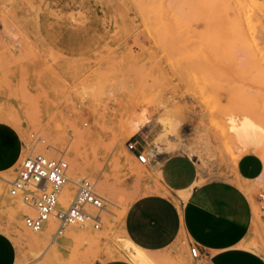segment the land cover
Returning <instances> with one entry per match:
<instances>
[{
    "label": "rangeland",
    "instance_id": "rangeland-1",
    "mask_svg": "<svg viewBox=\"0 0 264 264\" xmlns=\"http://www.w3.org/2000/svg\"><path fill=\"white\" fill-rule=\"evenodd\" d=\"M239 1L0 0V158L11 133L20 146L13 166L0 165V231L15 244V264L118 260L125 210L157 184L147 164L126 149L148 129L159 133L156 141L167 151L189 153L184 124L192 118L200 133L194 185L230 178L233 162L245 153L232 126L247 119L264 137V0ZM76 133L83 136L77 141L78 161L87 167L83 178L105 199L99 228L84 226L100 236L98 245L67 243L70 226L54 238V221L40 233L29 231L23 223L28 209L9 193L31 154L65 160L70 175ZM122 150L123 159L115 161ZM254 153L264 162L262 150ZM240 186L255 210L243 248L264 256V201L258 198L264 180ZM19 208L24 212L16 220L29 237L15 229ZM151 254L157 264H201L184 237Z\"/></svg>",
    "mask_w": 264,
    "mask_h": 264
},
{
    "label": "crops",
    "instance_id": "crops-1",
    "mask_svg": "<svg viewBox=\"0 0 264 264\" xmlns=\"http://www.w3.org/2000/svg\"><path fill=\"white\" fill-rule=\"evenodd\" d=\"M184 126L188 129L184 144L189 153L167 151L156 141L159 133L153 128L137 135L138 151L146 155L147 170L157 184L127 207L125 236L148 253L165 251L184 237L188 246H197L200 258L196 260L201 264H264V256L243 248L253 230L255 210L240 186L261 177L263 160L256 153L243 154L233 162L230 178L194 185L199 177L200 133L192 118ZM11 137L5 146L7 154L0 158L2 167L13 166L19 157V143L14 134ZM167 141L173 139L168 137ZM16 257L15 244L0 231V264H15ZM97 264L132 263L114 260Z\"/></svg>",
    "mask_w": 264,
    "mask_h": 264
},
{
    "label": "built area",
    "instance_id": "built-area-1",
    "mask_svg": "<svg viewBox=\"0 0 264 264\" xmlns=\"http://www.w3.org/2000/svg\"><path fill=\"white\" fill-rule=\"evenodd\" d=\"M37 142L44 143L41 139H37ZM126 149L140 164L147 163V157L138 151L136 141L129 140ZM68 171L65 160L50 158L43 153L28 155L20 163L16 177L9 182V193L13 197L20 196L22 204L29 211L23 219L26 229L40 233L51 220L56 224L54 238H58L69 226L91 225L99 228L105 199L97 192L92 180L83 178L77 182L69 205L59 208L62 193L70 182ZM258 198L263 203L264 194L260 193ZM189 254L194 260L200 258L195 245L189 246Z\"/></svg>",
    "mask_w": 264,
    "mask_h": 264
},
{
    "label": "bare ground",
    "instance_id": "bare-ground-1",
    "mask_svg": "<svg viewBox=\"0 0 264 264\" xmlns=\"http://www.w3.org/2000/svg\"><path fill=\"white\" fill-rule=\"evenodd\" d=\"M237 3L238 2H236V4ZM239 5H242V4L239 3ZM244 7H245V4H244ZM237 8H239V7H237ZM240 9H242V8H240ZM7 118H6V121H7ZM259 129L260 128L258 126H256L255 124H253L251 121H249L247 119L241 120L239 123H235L232 126V131H233V133H234V135H235V137H236L239 145L245 150V153L244 154L254 153V151H258V150H262L264 152V139H263L264 137L262 136L263 135V132H262L261 129H260L261 132H259ZM166 132L167 131L165 130V132L163 134H166ZM76 134L74 135L75 136V140L77 139L76 140V143L73 146V148L70 150V152H71L70 153L71 154L70 156H73V157L71 159H69V161H71V163H73V165L75 164V167H76V169L74 171H72L71 173H69L70 174L69 175V179H70V182L72 183L71 185H73V186L80 179H82L83 177H85L86 176V172H87V167L85 166V164L78 161L79 154L77 153V141L80 140V138L83 137V136H82V134L79 135L80 133L77 134V135ZM120 153L122 154V156L120 158L115 157V159H114L115 161H119V160L121 161V159H123V154H125V153L123 152V150ZM242 155H240L239 157H241ZM259 179H263L264 180V171H263V174L261 175V177ZM98 183H100V181ZM98 186L105 189V187L104 186H100V184ZM74 188H75V186H74ZM246 191L247 190H245V192ZM73 192H74L73 187L72 186H68V184H67V186L65 187V189H64V191L62 193V196L60 198V201H59V207L60 208H66L69 205V203L71 202V200L73 198ZM111 193H112V191H111ZM23 207H25V206H23ZM126 210H125V212H126ZM23 212H24V209L23 208H19L13 214V220L15 222V229L17 230V232L19 231V235L25 236V237H29V234H28L27 230L24 228V226L20 223V221H17L16 220V219H20V218H17L16 216L20 215ZM125 212H124V215H125ZM50 221L47 224H49ZM122 230H123V222H122ZM123 234H124V232H123ZM67 236H68L67 243H72V242H75L77 240H81L82 239V240H85V242L89 243L90 245H92V244L98 245V243L100 241V236L99 235L92 233L89 229L84 228V226H70L69 227V230L67 232ZM249 244L251 245V243H249ZM250 245H248V247ZM251 246H253V245H251ZM118 247H119V249L121 251V253H118L116 255V257L118 258V260L127 261V262H130L132 264H157V257L156 256H154L151 253H148V252L140 249L139 247L135 246L125 236V234H124L122 240L119 241ZM244 247L247 248L246 246H244ZM104 256H105V254H104ZM112 258H114V257H112Z\"/></svg>",
    "mask_w": 264,
    "mask_h": 264
}]
</instances>
